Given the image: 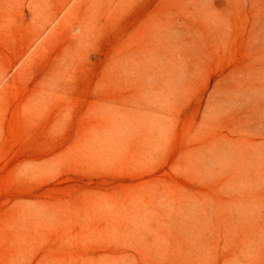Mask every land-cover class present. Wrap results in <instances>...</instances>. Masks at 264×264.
Returning a JSON list of instances; mask_svg holds the SVG:
<instances>
[{
  "label": "rangeland",
  "instance_id": "rangeland-1",
  "mask_svg": "<svg viewBox=\"0 0 264 264\" xmlns=\"http://www.w3.org/2000/svg\"><path fill=\"white\" fill-rule=\"evenodd\" d=\"M0 264H264V0H0Z\"/></svg>",
  "mask_w": 264,
  "mask_h": 264
}]
</instances>
